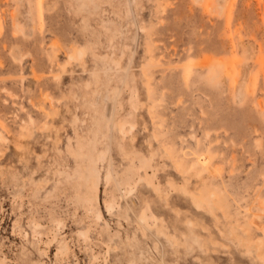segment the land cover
<instances>
[{
  "label": "rangeland",
  "instance_id": "obj_1",
  "mask_svg": "<svg viewBox=\"0 0 264 264\" xmlns=\"http://www.w3.org/2000/svg\"><path fill=\"white\" fill-rule=\"evenodd\" d=\"M0 264H264V0H0Z\"/></svg>",
  "mask_w": 264,
  "mask_h": 264
},
{
  "label": "bare ground",
  "instance_id": "obj_2",
  "mask_svg": "<svg viewBox=\"0 0 264 264\" xmlns=\"http://www.w3.org/2000/svg\"><path fill=\"white\" fill-rule=\"evenodd\" d=\"M199 202H200V201H199ZM199 202H198V203H199ZM198 203H197V204H198Z\"/></svg>",
  "mask_w": 264,
  "mask_h": 264
}]
</instances>
